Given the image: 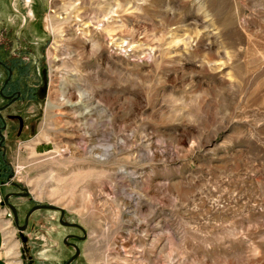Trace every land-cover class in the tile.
<instances>
[{
	"label": "rangeland",
	"instance_id": "rangeland-1",
	"mask_svg": "<svg viewBox=\"0 0 264 264\" xmlns=\"http://www.w3.org/2000/svg\"><path fill=\"white\" fill-rule=\"evenodd\" d=\"M11 57L19 225L86 231L1 202L13 264H264V0H0Z\"/></svg>",
	"mask_w": 264,
	"mask_h": 264
},
{
	"label": "flooded vegetation",
	"instance_id": "flooded-vegetation-1",
	"mask_svg": "<svg viewBox=\"0 0 264 264\" xmlns=\"http://www.w3.org/2000/svg\"><path fill=\"white\" fill-rule=\"evenodd\" d=\"M0 65L5 69L6 76L3 79L1 85H0V98L2 100H5V103L0 105V140L4 136V141L2 145H0L1 148L4 146V142L6 140V136L4 135V131L14 130V129H21L24 128L23 125H19L18 127L14 126L15 124L12 122H9L4 115V111L10 108L14 103L22 99L23 97H26L29 94V88L28 86L23 84V81L20 80L19 76H15L16 72L17 74L22 72L21 65L19 63V60H16V58H10L2 60L0 59ZM15 113H10L9 117L15 118L13 115ZM3 135V136H2ZM17 196V195H14ZM3 203V202H2ZM5 204V203H3ZM6 205V204H5ZM80 235H76V239H81ZM77 244L74 242H71V246L74 247L75 251L77 250Z\"/></svg>",
	"mask_w": 264,
	"mask_h": 264
},
{
	"label": "water",
	"instance_id": "water-1",
	"mask_svg": "<svg viewBox=\"0 0 264 264\" xmlns=\"http://www.w3.org/2000/svg\"><path fill=\"white\" fill-rule=\"evenodd\" d=\"M3 136V135H2ZM4 136L2 137V139L0 140V145H2V142L4 141ZM13 177V174L11 173L9 176H8V180H10L11 178ZM12 184L14 186H16L17 188L20 189V191H17V192H12L8 195L5 196L4 198V203L7 204L13 214H14V220H15V223L17 226H19L22 230L25 229L27 227V224L29 222V218L31 216V214L33 212H35L36 210H39V209H54V210H59L61 212V215H60V222L64 225H67V226H79L80 228H82L84 230V233L86 235V231L85 229L78 223H72V222H67L64 220V217H65V209L62 208L61 206H56V205H53V204H37L35 206H33L29 212L27 213L26 215V218H25V222H24V225L23 226H20L19 225V216H18V212H17V207L11 202L9 201V198L11 196H14V195H25V196H28L30 194V191L27 187H24L23 185H21L19 182H15V181H12ZM81 239L84 238L83 237H80ZM76 246V245H75ZM77 247V250H76V253L74 254V256H72L65 264H70L75 258H77V256L79 255V252H80V248L78 246Z\"/></svg>",
	"mask_w": 264,
	"mask_h": 264
},
{
	"label": "crops",
	"instance_id": "crops-1",
	"mask_svg": "<svg viewBox=\"0 0 264 264\" xmlns=\"http://www.w3.org/2000/svg\"><path fill=\"white\" fill-rule=\"evenodd\" d=\"M6 76V72H5V69L0 65V83H2L3 79L5 78ZM0 100L2 101V99L0 98ZM3 177V175L0 177V179ZM4 178V177H3ZM10 184H7V185H4V186H1L0 187V193L1 195L3 196V198H5L6 195L12 193V192H17L18 189L13 186L14 188H12ZM13 185V184H12ZM14 196H11L9 198V201H11V199L13 198ZM4 200H2L3 202ZM7 205V204H6ZM8 206V205H7ZM37 211V210H36ZM29 212V211H28ZM27 212V213H28ZM34 213V212H33ZM32 213V214H33ZM31 214V215H32ZM27 215V214H26ZM5 234H4V230H3V227L2 225L0 224V264H13L12 261L9 260V254H7V251L5 250Z\"/></svg>",
	"mask_w": 264,
	"mask_h": 264
},
{
	"label": "built area",
	"instance_id": "built-area-1",
	"mask_svg": "<svg viewBox=\"0 0 264 264\" xmlns=\"http://www.w3.org/2000/svg\"><path fill=\"white\" fill-rule=\"evenodd\" d=\"M1 174H2V172H1V170H0V177H1ZM5 180H6V178H5ZM11 183V179L10 180H6V181H1V179H0V187L1 186H4V185H7V184H10ZM2 200H3V196L1 195V193H0V204H1V202H2Z\"/></svg>",
	"mask_w": 264,
	"mask_h": 264
},
{
	"label": "bare ground",
	"instance_id": "bare-ground-1",
	"mask_svg": "<svg viewBox=\"0 0 264 264\" xmlns=\"http://www.w3.org/2000/svg\"><path fill=\"white\" fill-rule=\"evenodd\" d=\"M77 12V11H76ZM74 15V14H73ZM80 18V17H79ZM56 60H59L58 58H56ZM59 62H60V60H59Z\"/></svg>",
	"mask_w": 264,
	"mask_h": 264
}]
</instances>
